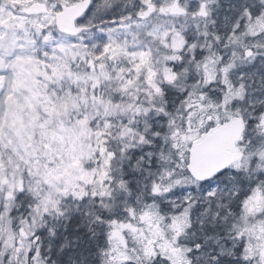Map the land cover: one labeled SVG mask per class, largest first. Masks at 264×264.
<instances>
[{
	"label": "snow or ice",
	"instance_id": "6c2138e0",
	"mask_svg": "<svg viewBox=\"0 0 264 264\" xmlns=\"http://www.w3.org/2000/svg\"><path fill=\"white\" fill-rule=\"evenodd\" d=\"M0 264H264V0H0Z\"/></svg>",
	"mask_w": 264,
	"mask_h": 264
}]
</instances>
